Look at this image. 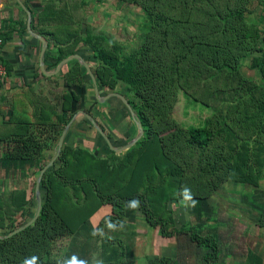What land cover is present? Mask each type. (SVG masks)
Returning <instances> with one entry per match:
<instances>
[{"label": "trees", "instance_id": "obj_1", "mask_svg": "<svg viewBox=\"0 0 264 264\" xmlns=\"http://www.w3.org/2000/svg\"><path fill=\"white\" fill-rule=\"evenodd\" d=\"M119 1L138 5L145 15L142 43L137 47L129 49L92 24L74 19L71 6L55 7L53 0L38 21L48 24L42 34L48 37L50 66L89 49L100 91L129 94L145 133L130 149L116 153L95 130L107 145L106 157L86 145H65L42 177L43 205L37 220L11 237L0 238V264H24L32 257L35 264H123L134 254L135 239L126 233L136 207L151 227H159L163 237H172L169 223L175 219L170 199L185 200L194 220L182 229L206 248L205 264H212L220 248L209 224L210 195L228 181L260 185L264 176V0H255L261 8L258 20L249 15L254 0ZM51 24L55 29L48 27ZM248 59L260 80L243 74ZM59 75L70 85L83 87L88 81L94 85L77 59L67 62ZM180 94L206 109L222 96L225 108L217 105L198 125L174 121L175 133L168 134L173 146L168 149L163 133ZM225 94L230 95L225 99ZM74 98H78L75 91L64 93L60 111L49 102L40 104V118L54 127L67 124ZM39 137L24 122L1 139L5 143L0 150V179L26 176L31 167L42 169ZM89 141L85 143L94 142ZM32 199L36 194L30 195L27 187L0 193L1 235L35 215ZM257 224L264 228V209ZM151 264L181 263L159 256ZM244 264H264V257L250 248Z\"/></svg>", "mask_w": 264, "mask_h": 264}, {"label": "rangeland", "instance_id": "obj_2", "mask_svg": "<svg viewBox=\"0 0 264 264\" xmlns=\"http://www.w3.org/2000/svg\"><path fill=\"white\" fill-rule=\"evenodd\" d=\"M85 1L87 2L85 4V10H82L81 8V13L77 14L74 19L79 21L83 20L86 22V25L89 23L92 24L96 31L108 33L114 39L124 43L129 49L137 47L142 43L145 15L138 5L127 4L119 0H100V2L97 0ZM249 9L252 10L249 14L250 17L253 18V20H258L259 15L261 14V8L260 6H257V1H252L249 5ZM48 27L53 30L55 29V24H51ZM84 52L85 56L88 57L91 66H93L96 61L91 51L87 49ZM250 61L251 59H248L242 66L243 74L246 77L260 80L257 71L249 67ZM56 79V84H58L62 82L64 78L60 75ZM50 80L52 81V79ZM87 83L88 84L84 85L85 93H83V95L76 93L78 98L72 100L73 115L71 118L75 114H77V117L70 127V130H72L71 132L69 130L70 133L68 132L69 134H67L65 138L63 147L67 144L74 145L75 147L78 145H86L96 154L106 157L109 153L107 145L100 139L99 133L95 131L96 129L91 128L90 120L80 111L83 110L91 114L99 125L102 123L108 127L113 126V129L114 127H120V129L115 128V132L111 129L110 131L112 133H110V135L114 134L117 137L125 135L123 129L125 128L127 121L129 122V125L131 124L130 126L134 130L133 137L138 135V131L131 118L128 116L121 121L119 120V123H117L118 120H115L126 112L128 113L129 110L127 107L124 106L121 110H117V108L111 110L107 106L102 105L95 96L94 85L89 81ZM119 89L122 90V88ZM54 92L56 91H52V93ZM111 92L103 89L105 95ZM119 92L124 94V91ZM104 94L101 93L102 96ZM229 95L230 94H225L223 97L226 99ZM47 97L53 98L52 100L55 101L54 103H56V106H59L60 110L62 109V102L64 100L63 96L62 99H60L59 96H53L51 93H48ZM127 97H130V95L128 94ZM221 97L219 96L216 98L213 101V106L206 109L201 108L199 105L195 106L188 103L186 97L183 94H180L172 115V120L170 119L171 122L169 127L166 129L165 124H161V128L166 129L163 135L164 137H167V148L170 149L173 146L172 139H168V134L175 133L174 121H178L185 126L203 123L206 117L214 112L217 105L220 106V109L225 108V103L222 101ZM20 102H25L26 104V99L22 98ZM84 117L88 120L85 121ZM77 121H81L79 122L81 124ZM56 122H58L57 118L55 119V123ZM122 122L125 123V125H122L121 127L120 123ZM49 124L43 122L34 130L40 135L38 140L41 142L42 149L39 156L43 167L56 154L59 137L66 125L56 123V126L54 127L52 125L53 123ZM82 124L85 128L79 129V126ZM108 124H110V126ZM158 127L160 128L159 124ZM170 128L172 129L170 130ZM85 137H87V140H84ZM92 139L99 140V143L95 144L96 142H94L95 145H92V143H85V141L93 142L94 140ZM172 156H175L174 151H172ZM40 171L41 170L36 167H31L27 170L26 176H22V174L19 173L18 178L12 180L4 178L3 184L2 181H0V191L8 193L10 189L14 187H27L30 191V195H33ZM32 201L33 207H36L37 200L32 199ZM208 203L210 228L214 227L213 230H215L217 235L220 248L219 258L212 264H244L250 248L257 250L264 257V228L257 224L258 215L261 210L264 209V176L258 187H246L237 184L236 182L228 181L219 186L210 195ZM168 206L174 210L173 217L175 223L173 224L174 221H170L169 223V228L173 233L172 237H163L160 234L159 227H151L147 223L142 210L137 207L135 208L134 213L135 219L127 225L128 233H126V235L132 236V239H135L138 235L142 236L144 239L142 243L145 242L150 244L148 245L149 250H154L155 253L162 252L164 256H171V253H173L174 256L181 261V264H205L204 255L207 252L206 248L192 241L189 233L182 229L194 220V216L188 213L185 200L177 201L175 199H170L168 201ZM104 234L106 233L104 232ZM127 236H125L126 239ZM131 242L132 240L128 239V245H130ZM162 246L165 247L161 249ZM142 248L144 251L143 254L146 256L147 247L143 245ZM133 253V255H135L134 250Z\"/></svg>", "mask_w": 264, "mask_h": 264}, {"label": "crops", "instance_id": "obj_3", "mask_svg": "<svg viewBox=\"0 0 264 264\" xmlns=\"http://www.w3.org/2000/svg\"><path fill=\"white\" fill-rule=\"evenodd\" d=\"M53 1L55 7L61 5L68 9L69 6H71L74 17L81 13V8L85 10V4L82 3L85 0H61L59 3V0ZM71 1H73V4ZM49 2L50 0H0V38L2 39L0 59L6 66L8 72L6 80L0 82V150L5 143L1 141V139L12 129L21 128L24 122H29L30 129L33 131L43 123V120L40 118L41 111L38 108L40 104L49 102L55 106L56 110L60 111L59 106L57 107L56 103H54L55 101L52 100L53 98L47 97L48 93H51L53 96L57 95L60 99H62L64 93L68 92L72 93L75 91L80 95L85 93L84 85L83 87L80 85H70L63 76L62 78L64 79L62 82L56 84V78L60 76L59 74L61 71L56 75L50 76L42 69L41 53L43 43L38 35L48 41V37L42 34V30L45 29V27L47 28L48 24L39 23L38 18ZM85 50L86 49H82L83 56H85ZM48 52L49 41L44 55V61L45 69L52 72L57 66H50L51 60L46 61ZM50 79H52V81ZM52 91L56 92L52 93ZM101 93L104 94L103 90H101ZM22 98L26 99V104L25 102H20ZM101 103L111 110H114V108L121 110V108L124 107L118 96H112L104 103ZM127 116L129 117L126 112L115 120H118L117 123H119ZM100 125L108 132L113 129V126H110V124H108L110 127L102 123H100ZM120 125L122 127L125 123L122 122ZM130 125L127 121L123 129L125 135L121 137L111 134L110 138L116 146H122L129 142L131 138H134V130ZM83 128H85L83 124L79 126V129ZM115 128L120 129V127H114V132ZM110 133L112 132L110 131L109 134ZM92 140L96 142L95 144L99 143V140ZM94 142L92 145H95ZM0 181H2L3 184V179H0ZM1 192L2 191H0V193ZM141 237L140 235L135 237V245L133 248L135 255L125 259L123 264H151L159 256H164L162 252L155 253L154 250H149L148 245L150 244L145 242L142 243L144 239ZM143 245L147 247V249L145 248L147 253L146 256L143 254ZM163 247L165 246H162L161 249H163ZM169 257H174L181 263L173 253H171Z\"/></svg>", "mask_w": 264, "mask_h": 264}, {"label": "water", "instance_id": "obj_4", "mask_svg": "<svg viewBox=\"0 0 264 264\" xmlns=\"http://www.w3.org/2000/svg\"><path fill=\"white\" fill-rule=\"evenodd\" d=\"M40 37V39L42 40L43 43V48H42V56H41V66L42 69L44 70V72L47 75H56L58 74L62 67L69 61L73 60V59H77L82 65H84L88 71V73L90 74L92 80H93V84H94V90H95V96L97 97V99L100 102H105L107 101L110 97L112 96H118L119 98H121L123 100V102L125 103V105L130 109L131 111V115L133 117V119L136 121L138 128H139V132L138 135L136 137H134L133 139H131L129 142H127L126 144L122 145V146H116L112 139L110 138V136L108 135V133H106V131L98 124V122L95 120V118L89 114L86 111H80L82 114H84L93 124V126L95 127V129L104 137V139L106 140V142L108 143L109 147L115 151L116 153H122L127 151L128 149H130L140 138L143 137L145 130L144 127L142 125V122L137 118L136 116V112L133 110L128 98L120 93V92H111L107 95H101V91L99 88V84L97 81V77L95 75V73L92 70V66L91 64L79 53H75L73 55H70L66 58H64L63 60H61L56 69L52 72H49L45 69V61H44V55L46 52V49L48 47V41L46 39H44L43 37H41L40 35H38ZM77 117V114H75L71 120L65 125L59 140H58V148H57V152L56 154L53 156V158L41 169L40 171V175L36 181V187H35V194H36V200H37V209H36V213L35 215L28 220L26 223L22 224L21 226H19L18 228H16L15 230L11 231L10 233H8L7 235H1L0 234V238H8L11 237L17 233H19L20 231L26 229L27 227H29L30 225H32L37 218L39 217L41 210H42V205H43V197H42V193H41V181H42V177L44 175V173L51 167L54 165L55 161L58 159V157L61 155L62 152V148L65 142V138L67 133L70 130L71 125L74 123L75 119Z\"/></svg>", "mask_w": 264, "mask_h": 264}, {"label": "built area", "instance_id": "obj_5", "mask_svg": "<svg viewBox=\"0 0 264 264\" xmlns=\"http://www.w3.org/2000/svg\"><path fill=\"white\" fill-rule=\"evenodd\" d=\"M1 44H2V39L0 38V46ZM7 76H8L7 68L0 59V82L5 81Z\"/></svg>", "mask_w": 264, "mask_h": 264}, {"label": "clouds", "instance_id": "obj_6", "mask_svg": "<svg viewBox=\"0 0 264 264\" xmlns=\"http://www.w3.org/2000/svg\"><path fill=\"white\" fill-rule=\"evenodd\" d=\"M186 197H187V192L185 193ZM190 198V197H188ZM36 261V257H32L30 260H25L24 264H35ZM73 264H75V262H73Z\"/></svg>", "mask_w": 264, "mask_h": 264}]
</instances>
